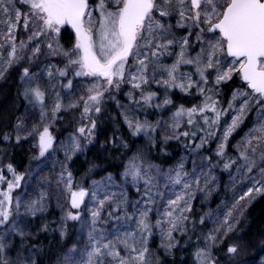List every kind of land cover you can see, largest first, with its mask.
Returning a JSON list of instances; mask_svg holds the SVG:
<instances>
[{
	"label": "snow or ice",
	"instance_id": "obj_1",
	"mask_svg": "<svg viewBox=\"0 0 264 264\" xmlns=\"http://www.w3.org/2000/svg\"><path fill=\"white\" fill-rule=\"evenodd\" d=\"M21 28L27 39L18 40ZM65 34L69 46L61 42ZM0 41V79L24 65L18 89L24 111L0 132V143L31 142L35 149L25 172L0 155V264H40L33 221L53 199L59 223H42L39 231L58 232L56 264H160L150 247L157 234L168 255L178 236L187 247L196 235L195 264H221L216 251L225 245L226 261L238 255L231 234L247 205L264 195V0H0ZM77 78L87 87L75 98ZM125 85L129 103L118 107L131 135L155 147L163 123L162 142L183 138L188 155L165 169L151 160V148H140L127 157L121 183L108 173L86 188L70 164L93 143L105 98ZM223 86L231 88L226 105ZM62 91L73 98L65 103ZM175 91L199 102L174 105ZM169 106L166 120L136 116ZM70 109H80V122L57 147L52 129ZM121 146L128 148L123 140ZM59 151L64 159L40 175ZM217 170L228 173L232 201L203 213L198 223L214 227L197 235L192 202L198 192L207 200L217 190ZM129 184L137 199H129ZM69 222L79 224L74 236Z\"/></svg>",
	"mask_w": 264,
	"mask_h": 264
},
{
	"label": "trees",
	"instance_id": "obj_2",
	"mask_svg": "<svg viewBox=\"0 0 264 264\" xmlns=\"http://www.w3.org/2000/svg\"><path fill=\"white\" fill-rule=\"evenodd\" d=\"M61 42L65 46H69L70 40L67 34H65ZM48 59L52 63H59V58L51 57ZM44 60L43 58L41 59L39 66L43 64ZM23 66L19 65L9 69L6 77L0 79V132L11 130L14 117L22 114L24 111L23 98L18 94L20 86L19 74ZM37 67L35 66L32 71ZM128 90V86H122L119 92L112 93L114 99L105 98L102 113L98 117H94L97 120L98 126L93 143L88 145L84 154L74 158V161L70 164L76 181L86 188L91 180L100 179L108 173H112L116 182L121 181L120 173L123 171V165L127 157L131 156L139 148H151L149 152L151 160L156 164L162 165L165 169L173 165L181 156L188 154V150L184 147L186 141L183 138L180 141L171 140L167 144H164L161 139L162 136H160L156 140V146L152 147L144 143L141 135L136 137L131 135L121 116L122 108L118 107V103L120 105H127L129 103L125 95ZM222 93L226 104L231 93V88L223 86ZM171 99L174 105L183 104L186 107H191L193 103L199 102L198 98L186 96L179 91L172 93ZM171 110L173 109L171 108ZM79 112L80 110L70 109L59 114L60 119H58L52 129L53 135L57 137V140L65 132L75 130L77 127L75 118ZM155 114L156 110L148 108L146 113L143 111L137 112L136 116L153 118ZM121 140L128 144V148L121 146ZM210 147L214 149L215 143H211ZM161 149L164 151L162 152ZM0 150H5L0 152V155L4 158L3 162L13 163L20 172L27 170L31 156L35 155V149L31 148V142H23L20 145H14V142L0 143ZM33 163L35 162L33 161L31 165ZM92 164H95L96 167L91 173H88V169ZM216 175L219 181L217 190L212 193L209 199L205 200L204 196H202L197 198L193 204V218L197 221L195 229L197 235L201 232L206 233L213 227L211 222H207L203 226L200 225L198 223L199 217L210 208L216 209L217 205L221 204L222 201L232 200L229 194L231 191L229 190L228 173H220L217 170ZM127 192L130 200L138 198L135 189L130 184L127 186ZM200 198H203V200L198 203ZM60 216L61 209L52 205L45 213L44 219L45 222L50 224L51 228H56ZM38 220L39 218L37 217L33 221V230L37 231L38 235L35 239L31 240V243L36 244L42 250L38 257L40 264H56L57 257L62 251L63 242L60 240L58 232L39 231ZM69 223V231L74 236L78 223ZM177 238L180 239V244L172 250L171 255L166 254L164 249L160 247L161 239L158 234L150 241V247L155 252L160 264H195V258L192 253L194 251L196 235L193 236V244L187 247L184 246L183 238L179 236ZM231 242L239 245V253L231 260L226 261L224 256V252H226L225 245L222 249L216 251L221 264H261L263 258L261 254L264 253V195L256 197L255 200L247 205L243 217H240L239 224L236 225L234 232L231 234ZM257 259L258 261H255Z\"/></svg>",
	"mask_w": 264,
	"mask_h": 264
},
{
	"label": "rangeland",
	"instance_id": "obj_3",
	"mask_svg": "<svg viewBox=\"0 0 264 264\" xmlns=\"http://www.w3.org/2000/svg\"><path fill=\"white\" fill-rule=\"evenodd\" d=\"M17 36H18V40L19 39H27V34L26 33H23V31H22V28H21V30L18 32V34H17ZM0 42H2V41H0ZM70 43V42H69ZM45 59V57H43V56H41V58L39 59V61H37L36 62V64L31 68V70L35 67V66H38L39 67V62L41 61V59ZM171 62V61H170ZM169 62V63H170ZM40 65H42V64H40ZM38 67L34 70V71H37L38 70ZM66 82V81H65ZM86 87H87V80L86 79H84V78H77L76 80H74L73 81V89H72V92L74 93V97L75 98H78L80 95H82V94H86ZM129 89V88H128ZM152 90L153 91H157L160 95H161V97L163 96V89H159V88H157L155 85H152ZM129 91V90H128ZM231 94V93H230ZM61 95L64 97V102L65 103H67L68 102V100L69 99H72L73 98V96H70V95H66L65 94V92L64 91H62L61 92ZM229 97H230V95H229ZM226 105V104H225ZM178 106V105H177ZM171 106H169V108L168 109H165L163 112H157L156 111V114L154 115V117L153 118H148V117H146V116H144V117H138V118H140L141 120H143V119H145V118H147L149 121H152V122H155L157 119H161V117H163V119H167V116H168V113H169V111H171V108H170ZM72 110V109H71ZM75 110H80V109H75ZM174 110V109H173ZM76 125L78 126V123L80 122V112L77 114V116H76ZM167 129H166V126L162 123L161 124V127H160V129H158L157 130V138H159L160 136H163L164 134H166L167 133ZM70 132H73V131H68V132H65L58 140H57V147L59 146V141H61V140H64V139H66V137L69 135V133ZM141 137L144 139V143H146V145H149V142L147 141V139L143 136V135H141ZM197 141H198V139H197ZM140 149V148H139ZM145 149V148H144ZM35 154V153H34ZM188 154H186V155H184V156H187ZM64 159V157H63V152L62 151H59V152H57V153H55L50 159H49V161H48V166L47 167H45L44 169H43V172L42 173H40V175H47V174H49V172H50V170H51V166H52V163H53V161H62ZM180 158H178L177 160H179ZM176 160V161H177ZM175 161V162H176ZM31 167L32 168H35V163H33L32 165H31ZM186 167L190 170L191 169V167H192V164H191V157L188 159V162H187V164H186ZM27 169H29V167L27 168ZM59 170V163H56V168H55V171H58ZM105 177V176H104ZM39 179V176H36L35 177V179H33L32 180V186L33 187H35V185H36V181ZM101 179V178H100ZM100 179H97V180H100ZM117 183H121V181H119V182H117ZM90 184V183H89ZM89 186V185H88ZM87 186V187H88ZM115 190V189H114ZM19 191V190H18ZM229 194H230V197H232L233 196V194H232V192H229ZM53 195H55V192L53 191ZM202 196H204V193H200V192H198V193H196V198L193 200V204H194V201L197 199V198H199V197H202ZM201 200H203V198H200L199 199V201H198V203H200L201 202ZM232 201V200H231ZM231 201H229L228 200V202L229 203H231ZM52 205H54L55 207H57L56 206V201H55V199H53L52 201H51V206ZM90 206V205H89ZM193 207H194V205H193ZM83 213L86 215L87 214V210L86 209H83ZM44 217H45V214H44V216L43 217H38L39 218V220H38V222H37V225L40 227V225L42 224V223H45V219H44ZM213 227H214V225H213ZM78 228H79V224H78ZM77 228V229H78ZM211 229V228H210ZM261 256L263 257L262 258V261H261V264H264V253H262L261 254ZM260 256V257H261ZM255 261H258V259L257 260H255ZM254 264V263H253Z\"/></svg>",
	"mask_w": 264,
	"mask_h": 264
}]
</instances>
